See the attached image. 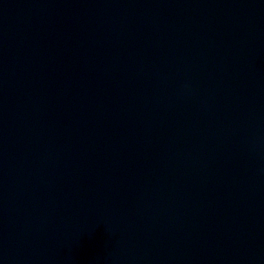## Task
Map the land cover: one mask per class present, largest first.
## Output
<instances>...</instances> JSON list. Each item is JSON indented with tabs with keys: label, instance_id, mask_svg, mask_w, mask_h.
Wrapping results in <instances>:
<instances>
[{
	"label": "water",
	"instance_id": "95a60500",
	"mask_svg": "<svg viewBox=\"0 0 264 264\" xmlns=\"http://www.w3.org/2000/svg\"><path fill=\"white\" fill-rule=\"evenodd\" d=\"M0 264H264V0H0Z\"/></svg>",
	"mask_w": 264,
	"mask_h": 264
}]
</instances>
